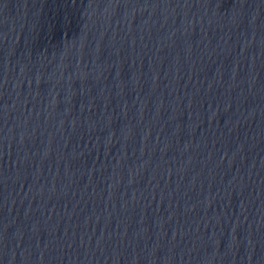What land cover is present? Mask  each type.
<instances>
[{
	"label": "water",
	"instance_id": "obj_1",
	"mask_svg": "<svg viewBox=\"0 0 264 264\" xmlns=\"http://www.w3.org/2000/svg\"><path fill=\"white\" fill-rule=\"evenodd\" d=\"M0 264H264V0H0Z\"/></svg>",
	"mask_w": 264,
	"mask_h": 264
}]
</instances>
